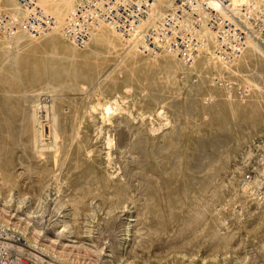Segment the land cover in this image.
Masks as SVG:
<instances>
[{"label":"rangeland","instance_id":"obj_1","mask_svg":"<svg viewBox=\"0 0 264 264\" xmlns=\"http://www.w3.org/2000/svg\"><path fill=\"white\" fill-rule=\"evenodd\" d=\"M113 32L116 51L57 33L11 49L0 37V224L26 230L46 264H264V32L258 52L223 65L211 43L193 66ZM104 99L120 102L110 119ZM239 168L246 200L231 183Z\"/></svg>","mask_w":264,"mask_h":264},{"label":"built area","instance_id":"obj_2","mask_svg":"<svg viewBox=\"0 0 264 264\" xmlns=\"http://www.w3.org/2000/svg\"><path fill=\"white\" fill-rule=\"evenodd\" d=\"M15 1L25 4L28 13L20 22L4 8L7 0H0V37L12 38L19 26L33 36L55 25L54 15L38 5V0ZM155 1L77 0L59 31L62 37L81 48L90 43L97 26L109 24L123 38L140 35L136 37L137 44L143 52L163 50L177 56L184 64L195 63L201 51L211 43L216 55L234 58L247 48L254 30L264 32V17L255 11V3L249 8L243 4L242 10L234 13V0H216V5L207 0H175L165 14L154 23L146 24ZM205 26L212 30L213 37L200 34ZM246 182L247 179H243L242 186ZM24 246L22 235L0 224V264H46L24 250Z\"/></svg>","mask_w":264,"mask_h":264},{"label":"bare ground","instance_id":"obj_3","mask_svg":"<svg viewBox=\"0 0 264 264\" xmlns=\"http://www.w3.org/2000/svg\"><path fill=\"white\" fill-rule=\"evenodd\" d=\"M77 0H38L37 1V4L38 5H40L42 8H44L46 11H48V12H51L53 15H54V17H55V25L50 29V31L49 32H46V33H41L40 35H38L37 37L39 38L40 36H42V34H45L46 36H48V35H50L52 38L53 37H56L55 35H56V33L57 34H60V31H59V26L63 23V21L65 20V18L67 17V15L69 14V12L71 11V9L73 8V6H74V4H75V2H76ZM210 4H213V5H216L217 4V2H216V0H207ZM258 1H261V0H234V3H233V6H232V10H233V12L234 13H239L241 10H242V8H241V6L243 5V4H245L246 5V7L247 8H249L250 7V5L251 4H256V2H258ZM264 1V0H263ZM175 2V0H157V1H155L154 2V4H153V10L150 12V15H149V17H148V20H147V22H146V24H150V23H154L159 17H161L163 14H165L166 12H167V10L169 9V8H171L172 7V5H173V3ZM259 5H260V3H259ZM258 5V6H259ZM257 6V7H258ZM264 7V6H263ZM4 8L5 9H7V11H9V12H11L15 17L17 16L18 18H19V20H20V22H22L23 21V19H25V17H26V15H27V13H28V7L25 5V4H23L22 2H20V1H15V0H9V1H7V3H5L4 4ZM261 9H263L262 8V6H261ZM256 10V9H255ZM258 10H259V8H258ZM264 10V9H263ZM264 17V16H263ZM249 24V23H248ZM104 25H109V24H101V25H99V26H97L94 30H93V33H92V36H91V38H90V40L91 39H96V41H98L101 45H103V46H106L107 48H109V49H114V51H116V46H118V44H116V40L118 41V39L119 38H116V37H118V35H116V34H114V32L113 31H115L117 34H119V35H121L120 33H118L111 25H110V28H107L106 26H104ZM249 26L251 27V29L252 30H254L253 29V27L251 26V24H249ZM113 30H112V29ZM255 32H254V35L252 36L253 37V39L251 40H249L248 41V44H247V47H250V49H252V50H256L257 51V49H259V45H258V42L257 41H255V40H258L259 39V37H261V34H260V31H256V30H254ZM100 33V36L99 37H97L96 35H98ZM26 34H28L27 32H26V30H25V28H23L22 26H19V28H18V31L16 32V34L12 37V38H10V39H4L5 40V42L7 43L6 45H8V47L11 49L12 47H14L15 46V44H18L20 41H22V40H24L23 38H27L26 37ZM200 34L202 35V36H205V37H209V38H211V37H213V32H212V30L209 28V27H207V26H205V27H203L201 30H200ZM28 36V35H27ZM2 37V36H1ZM45 37V36H44ZM136 37H140V35H135L134 37H132L129 41H130V43H133L137 38ZM250 37V36H249ZM264 37V36H263ZM31 38H34L35 39V42H36V39L37 38H35V37H33V36H31ZM3 38H1L0 40H2ZM41 39H42V37H41ZM263 39V38H262ZM26 40V39H25ZM30 40H32V39H30ZM40 41V39L38 40V42ZM1 42V41H0ZM32 42V41H31ZM3 43V42H2ZM52 43H54V42H52ZM51 43V44H52ZM5 44V43H4ZM20 44H21V42H20ZM56 44V43H55ZM65 45V44H64ZM74 46V45H73ZM76 46V45H75ZM74 46V47H75ZM16 47V46H15ZM14 47V48H15ZM66 47V46H65ZM79 47V46H78ZM133 46L131 45V48H132ZM76 48V47H75ZM203 51H207V53H210L211 55H213L212 54V51L210 50V48H209V46H207L205 49H203L202 51H201V53L199 54V56L202 54V52ZM255 51V52H256ZM95 52H97V51H95ZM244 52V50L242 51V55L244 54L243 53ZM250 52V51H249ZM258 52V51H257ZM262 52V51H261ZM264 52V51H263ZM94 53V52H93ZM157 53H159V52H157ZM156 53V54H157ZM127 54H128V57H133V55H135V52H134V50H128V52H127ZM256 54H258V53H256ZM158 55V54H157ZM174 56V55H173ZM176 57V56H175ZM212 58H215L214 60H216V62H221V64H223V65H226L227 64V62L229 61L228 59L227 60H225L226 58H224L223 56H219V55H213V56H211ZM174 58V57H173ZM172 58V59H173ZM209 58V57H208ZM228 58V57H227ZM239 58V57H238ZM256 59V58H255ZM211 60V59H210ZM233 60V59H232ZM213 61V60H212ZM235 61V60H234ZM237 61V60H236ZM251 61V60H250ZM214 62V61H213ZM249 62V61H248ZM207 63H208V60H207ZM210 63V62H209ZM226 63V64H225ZM230 63V62H229ZM187 66H193L194 65V63H192V64H186ZM245 66V65H244ZM191 71V70H190ZM220 73V72H219ZM244 74V73H243ZM247 76H249V75H247ZM248 78V77H247ZM9 82H11V81H9ZM12 83H13V81H12ZM11 83V84H12ZM253 83V82H252ZM10 84V83H9ZM15 84V83H14ZM42 91V90H41ZM57 94V93H56ZM103 99V98H102ZM112 99V98H111ZM40 100V99H39ZM38 100V101H39ZM37 101V100H36ZM35 100H34V102H36ZM102 101V100H101ZM34 102H31V104L30 105H32V103H34ZM55 102V101H54ZM54 102H53V104H54ZM30 103V102H29ZM50 103H52V102H50ZM56 103V102H55ZM120 102H118L116 99H113V100H110V99H104L102 102H98V106H101L102 107V109H103V116H104V118L106 117L107 119H110L111 117H112V115L113 114H115V113H117V111H119L120 109H121V107H120V104H119ZM35 104V103H34ZM95 104V103H94ZM41 105V104H40ZM34 106V105H33ZM32 106V107H33ZM50 106L51 105H48L47 103L46 104H43V105H41V107H43L44 109H45V111H47L46 113H45V118H46V116L48 117V115H49V113H48V111L50 112ZM31 107V108H32ZM35 107H36V110L39 108L40 109V106L39 105H36L35 104ZM97 107V106H96ZM30 108V109H31ZM56 108V110H55V112H57V106L55 107ZM98 108V107H97ZM43 109V110H44ZM35 110V111H36ZM42 110V109H41ZM40 110V111H41ZM53 110H54V108H53ZM89 110V109H88ZM92 110V109H91ZM32 111V110H31ZM40 111H39V113H40ZM38 112L36 111L35 112V114L33 115V117H32V127L34 128V145L37 147V148H44V144H45V142H44V140H45V138H43L44 136V126L42 125V119H41V121H40V117L41 116H37V115H39V114H37ZM51 113H52V111H51ZM50 113V114H51ZM58 113V112H57ZM93 113H94V111H93ZM53 114V113H52ZM76 114V113H75ZM91 114V113H90ZM30 115H31V113H30ZM42 115H44V114H42ZM50 116V115H49ZM150 116V115H149ZM52 117V116H51ZM56 117H58V116H56ZM91 117V116H90ZM103 118V117H102ZM51 119V118H50ZM71 119V118H70ZM75 119V118H74ZM106 119V120H107ZM29 120H30V117H29ZM28 120V121H29ZM56 120V119H55ZM54 120V121H55ZM104 120V119H103ZM59 121V120H58ZM112 121V120H111ZM51 123V122H50ZM111 123V122H110ZM29 124H31V123H29ZM44 124V123H43ZM54 124V123H53ZM56 124V123H55ZM62 124V123H61ZM49 125V124H48ZM30 127H31V125H29ZM50 126V125H49ZM54 126V125H53ZM58 126H59V122H58ZM76 126V125H75ZM51 128V127H50ZM50 128H48V129H50ZM55 128V127H54ZM59 128V127H58ZM51 130V129H50ZM103 129H100V131H102ZM155 130V129H154ZM53 131V130H52ZM55 132H54V137H52V138H54V140H55V143H56V138L59 136V134L57 135V129L56 130H54ZM59 131V130H58ZM33 132V131H32ZM49 132V131H48ZM70 132H73V130L72 131H70ZM74 132H76V129L74 130ZM62 133V132H61ZM46 134V133H45ZM52 134V133H51ZM71 134V133H70ZM75 136L76 135H78V134H74ZM81 135V134H80ZM50 136V135H49ZM62 136V135H61ZM60 136V137H61ZM69 136V135H68ZM47 137H48V134H47ZM70 137V136H69ZM72 137V136H71ZM77 138H79V136H76ZM111 137V136H110ZM131 137V136H130ZM134 137V136H133ZM51 138V139H52ZM72 139V138H71ZM75 139V137H73V140ZM80 139V138H79ZM47 140V139H46ZM45 140V141H46ZM78 140V139H77ZM171 140V139H170ZM75 141H76V139H75ZM58 142H60V141H58ZM54 143V144H55ZM107 143H108V145L109 146H113V143H115L114 141H113V139L112 138H109L108 139V141H107ZM72 144V143H71ZM77 145H81L80 143L78 144L77 143ZM46 146V145H45ZM49 146V145H48ZM48 146H46V147H48ZM59 146H60V144H59ZM119 147V146H118ZM144 147V146H143ZM67 148V147H66ZM72 148V147H71ZM78 148V147H77ZM81 148V147H80ZM113 148V147H112ZM45 149V148H44ZM47 149V148H46ZM49 149V148H48ZM50 149H54V148H50ZM55 149H56V145H55ZM54 149V150H55ZM59 149V148H58ZM72 150V149H71ZM111 150V149H110ZM106 151V150H105ZM54 152H56V151H54ZM87 152V151H86ZM56 153H58V152H56ZM90 153V152H89ZM124 153V152H123ZM251 153H252V151H251ZM254 153V152H253ZM73 154V153H72ZM89 155V154H88ZM132 155V154H131ZM220 155V154H219ZM223 155H225V157H226V154H223ZM79 156V155H78ZM77 156V157H78ZM108 156V155H107ZM244 156V155H243ZM110 157V156H109ZM158 157V156H157ZM227 157H228V154H227ZM245 157H246V155H245ZM229 158V157H228ZM248 158V157H247ZM108 159V158H107ZM227 159V158H226ZM245 159V158H244ZM257 159V158H256ZM258 160V159H257ZM108 161V160H107ZM112 161V160H111ZM226 161V160H225ZM259 161V160H258ZM257 161V162H258ZM151 162V161H150ZM260 162H261V160H260ZM108 163V162H107ZM219 164V163H218ZM258 164V163H257ZM154 167V166H153ZM143 168V167H142ZM220 168V167H219ZM85 169H86V167H85ZM144 169V168H143ZM211 169V168H210ZM131 170V169H130ZM138 170V169H137ZM258 174L260 175V174H264V162L263 163H259V165H258ZM142 171V170H141ZM243 168H239L238 170H237V172H236V174L233 176V178H232V180H231V183H232V185H233V187H234V189H235V196L236 197H238V198H240L241 200H246L247 199V196H246V194H245V192L246 191H244V190H242L241 188H240V186H239V180H240V178H241V176L243 175ZM84 172V171H83ZM82 172V173H83ZM86 173V172H85ZM115 173V172H114ZM149 174H150V171L148 172ZM142 175V174H141ZM151 175V174H150ZM157 175V174H156ZM80 176V175H79ZM144 176V175H143ZM257 176V175H256ZM56 177V176H55ZM85 177H87V176H85ZM135 177V176H134ZM132 178V177H131ZM260 178V177H259ZM110 179V178H109ZM136 179H137V177H136ZM148 179V178H147ZM138 180V179H137ZM254 180V182H257V179L256 178H254L253 179ZM144 181V180H143ZM142 181V182H143ZM146 181V180H145ZM88 182V181H87ZM105 182V181H104ZM120 182V181H119ZM141 182V181H140ZM253 182V183H254ZM139 183V182H138ZM144 183H146V182H144ZM159 183V182H158ZM89 183H87V185H88ZM86 185V186H87ZM108 185V184H107ZM120 185V184H119ZM226 185V184H225ZM229 185H230V183H229ZM113 186V185H112ZM115 186H117V185H115ZM121 186V185H120ZM143 187V186H142ZM242 187V186H241ZM247 187V186H246ZM97 188V187H96ZM108 188V187H107ZM249 188V187H248ZM82 189V188H81ZM85 189H87V187H85ZM141 189V188H140ZM151 189V188H150ZM161 189V188H160ZM104 190V189H103ZM119 190V189H118ZM149 190V189H148ZM246 190V189H245ZM85 191H87V190H85ZM114 191H116V190H114ZM113 191V192H114ZM125 191V190H124ZM129 191V190H128ZM134 191V190H133ZM146 191H147V189H146ZM260 191V190H259ZM118 192V191H117ZM123 192V191H122ZM233 192V191H232ZM101 193V192H100ZM132 193V192H131ZM97 194V193H96ZM137 194V193H136ZM146 194V193H145ZM163 194V193H162ZM83 195V194H82ZM88 195V194H87ZM103 195V194H102ZM86 196V195H85ZM121 196V195H120ZM253 196V194L251 195V197ZM93 197V196H92ZM95 197H97V196H95ZM213 197V196H212ZM211 197V198H212ZM260 197V196H259ZM145 198V197H144ZM199 198H202V197H199ZM204 198V197H203ZM206 198V197H205ZM210 198V197H209ZM249 199V198H248ZM22 200V199H21ZM24 200V199H23ZM146 200V199H145ZM103 201H105V200H103ZM125 201V200H124ZM128 201H129V199H128ZM209 201V200H208ZM254 201H255V199H254ZM100 202H102L101 200H100ZM110 202V201H109ZM113 202V201H112ZM111 202V203H112ZM200 202V201H199ZM201 202H203L202 200H201ZM244 202V201H243ZM144 203V202H143ZM208 203H210V202H208ZM246 203V202H245ZM58 204V203H57ZM60 204V203H59ZM58 204V205H59ZM114 204V203H113ZM144 205V204H143ZM197 205V204H196ZM203 205V204H202ZM205 205H208L207 204V202H206V204H204V206ZM204 206H203V208H204ZM246 206V205H245ZM20 207V206H19ZM151 207V206H150ZM210 206H208L207 208H209ZM61 208V207H60ZM196 208H197V206H196ZM207 208H204L205 210H207ZM202 209V208H201ZM210 210V209H209ZM32 211V210H31ZM191 211V210H190ZM34 212H36V211H34ZM195 212V211H194ZM147 213V212H146ZM149 213H151V212H149ZM36 214V213H35ZM129 214V213H128ZM198 214V213H197ZM189 215V214H188ZM144 216V215H143ZM199 217V216H198ZM202 217V216H201ZM150 218V217H149ZM196 218V217H195ZM30 222H28V224H29ZM154 223V222H153ZM219 223V222H218ZM28 224H26V228L25 229H29L30 227L29 226H27ZM220 224V223H219ZM222 224V223H221ZM25 225V224H24ZM62 226H61V231L60 232H63V231H71V230H69V228H70V225H71V223H68L67 222V220H63L62 219V224H61ZM22 227V226H21ZM71 227H72V225H71ZM216 227V226H215ZM220 227V226H219ZM225 228V227H224ZM11 229H13V230H15V231H17V232H20L21 234H22V236H24V237H27V231L26 230H21L20 228H11ZM32 230H33V234L34 233H36V232H40V230L38 229V230H35L34 228H31ZM59 229H60V227H59ZM72 229V228H71ZM223 230V229H222ZM145 231V230H144ZM143 231V232H144ZM224 231V230H223ZM222 231V232H223ZM71 232H73V231H71ZM70 232V233H71ZM218 232H220V231H218ZM66 233V232H65ZM69 233V232H68ZM29 234H30V231H29ZM32 234V235H33ZM60 234V233H59ZM72 234V233H71ZM174 234V233H173ZM68 235V234H67ZM80 236V235H79ZM35 237V236H34ZM148 237H150V236H148ZM152 237V236H151ZM157 237V236H156ZM27 239V238H26ZM158 239H161V238H158ZM29 240V239H28ZM160 241V240H159ZM140 242V241H139ZM152 242V241H151ZM29 244H26L25 243V246H24V250H26L27 252H29L30 254H33L34 256H38V258H40V260L42 261V262H44L45 261V259H44V257H42V256H40V255H38V254H34V253H32L31 251H29V249H30V241L28 242ZM149 243H150V241H149ZM33 245H34V243H33ZM33 251V250H32ZM48 251V250H47ZM46 252V251H45ZM48 253V252H47ZM64 256V255H63ZM37 258V257H36ZM54 258V257H53ZM57 259V258H56ZM39 260V259H38ZM57 260H60V259H57ZM47 261V260H46ZM54 262V261H53ZM50 263V262H49ZM62 263H64V262H62ZM52 264V263H51Z\"/></svg>","mask_w":264,"mask_h":264}]
</instances>
